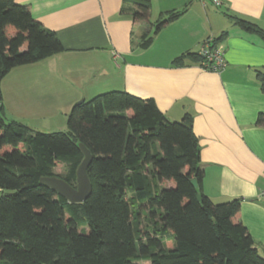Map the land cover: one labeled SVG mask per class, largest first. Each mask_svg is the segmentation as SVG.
<instances>
[{"label": "trees", "instance_id": "trees-1", "mask_svg": "<svg viewBox=\"0 0 264 264\" xmlns=\"http://www.w3.org/2000/svg\"><path fill=\"white\" fill-rule=\"evenodd\" d=\"M130 1L132 20L148 21V0ZM185 7L160 14L139 48ZM232 20L264 41L256 24ZM62 50L28 6L0 0V80ZM257 79L264 91V75ZM256 124L264 125L263 112ZM78 142L91 154V192L69 203L39 178L57 175L74 186ZM198 162L191 116L168 121L151 98L99 93L72 105L65 131L28 132L3 120L0 94V264H264L239 219L240 200L204 195ZM58 164L63 174L54 172ZM142 210L148 230L140 228Z\"/></svg>", "mask_w": 264, "mask_h": 264}, {"label": "crops", "instance_id": "crops-1", "mask_svg": "<svg viewBox=\"0 0 264 264\" xmlns=\"http://www.w3.org/2000/svg\"><path fill=\"white\" fill-rule=\"evenodd\" d=\"M14 1L28 6L63 50L4 75L3 120L30 132L65 131L50 128L66 124L74 103L113 90L153 99L168 121L189 114L202 193L214 203L240 200L239 219L264 257V125L256 124L264 113L257 79V73L264 75V41L232 20L264 31V0H220L219 6L209 0H148L149 18L141 22L132 20L130 0ZM184 7L139 48L160 14ZM223 33L217 44L224 65L206 70L196 56L201 42Z\"/></svg>", "mask_w": 264, "mask_h": 264}, {"label": "water", "instance_id": "water-1", "mask_svg": "<svg viewBox=\"0 0 264 264\" xmlns=\"http://www.w3.org/2000/svg\"><path fill=\"white\" fill-rule=\"evenodd\" d=\"M78 148L83 156L75 170L74 186L70 185L67 181L57 175L41 176L39 178L40 183L51 188L58 195L65 198L69 203H81L91 192V184L86 173V168L91 160V154L89 150L80 142H78ZM191 184L193 186H197L196 180L191 179ZM196 197L199 200L200 194L197 193Z\"/></svg>", "mask_w": 264, "mask_h": 264}, {"label": "built area", "instance_id": "built-area-1", "mask_svg": "<svg viewBox=\"0 0 264 264\" xmlns=\"http://www.w3.org/2000/svg\"><path fill=\"white\" fill-rule=\"evenodd\" d=\"M214 6L220 5V0H209ZM198 54L201 57V66L206 70L217 71L224 65L223 49L215 44L213 38H205L200 45ZM264 198V188L260 192Z\"/></svg>", "mask_w": 264, "mask_h": 264}, {"label": "rangeland", "instance_id": "rangeland-1", "mask_svg": "<svg viewBox=\"0 0 264 264\" xmlns=\"http://www.w3.org/2000/svg\"><path fill=\"white\" fill-rule=\"evenodd\" d=\"M53 122H51L50 124H48L45 127H49ZM54 128L65 130L66 129V124L64 126H61V128L53 125V126H51L50 129H54ZM26 131L30 132L29 130H26ZM53 170H54L55 173H58V174H63L64 173V167L61 164L56 165ZM168 186H169V183H165V184H162V185L157 184V187L160 188V189L167 188ZM143 212H147V211L146 210L145 211L142 210L140 212V214H141L140 215V221H141L140 228H142V229L144 228V229L148 230V227L146 226V223H147L148 220L145 219V216H144ZM154 219L158 220V217H155ZM147 263H148L147 261L140 262V264H147Z\"/></svg>", "mask_w": 264, "mask_h": 264}]
</instances>
